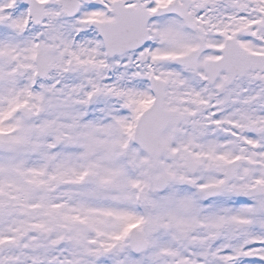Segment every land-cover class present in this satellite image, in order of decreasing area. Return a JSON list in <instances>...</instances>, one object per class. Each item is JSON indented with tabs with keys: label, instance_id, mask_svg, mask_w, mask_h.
Instances as JSON below:
<instances>
[{
	"label": "snow or ice",
	"instance_id": "snow-or-ice-1",
	"mask_svg": "<svg viewBox=\"0 0 264 264\" xmlns=\"http://www.w3.org/2000/svg\"><path fill=\"white\" fill-rule=\"evenodd\" d=\"M0 264H264V0H0Z\"/></svg>",
	"mask_w": 264,
	"mask_h": 264
}]
</instances>
